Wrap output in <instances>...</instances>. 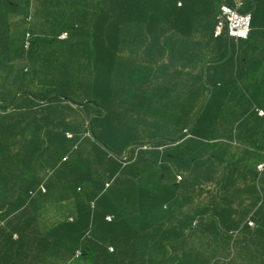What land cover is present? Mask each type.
<instances>
[{
    "label": "trees",
    "instance_id": "obj_1",
    "mask_svg": "<svg viewBox=\"0 0 264 264\" xmlns=\"http://www.w3.org/2000/svg\"><path fill=\"white\" fill-rule=\"evenodd\" d=\"M16 1L0 0V264H198L211 240L204 264L240 243L262 264L259 99L236 78L202 112L228 59L201 55L230 0H41L55 22L15 32L22 45Z\"/></svg>",
    "mask_w": 264,
    "mask_h": 264
},
{
    "label": "crops",
    "instance_id": "obj_2",
    "mask_svg": "<svg viewBox=\"0 0 264 264\" xmlns=\"http://www.w3.org/2000/svg\"><path fill=\"white\" fill-rule=\"evenodd\" d=\"M158 15H155L153 18L155 19ZM252 31L250 34L249 39L247 41H244L240 43L235 48V54L236 56H231L228 58V61L224 64H220L217 66H213V69L211 71L215 92L218 88L219 92H227L223 94L224 96L231 97L233 93H231V82L235 80V77L233 76L234 70V64L236 62H239L242 66H244V70H239L235 76L236 78L242 79L245 84H249L251 86H248L249 97L258 98L259 99V107L264 111V10L258 12L255 17H253L252 14ZM8 24L10 25V21L7 20ZM203 24L207 23V29L205 28V31L203 32L204 35L210 36L213 33V21L207 20L201 21ZM47 23H50L52 25V21H47ZM11 26V25H10ZM11 29L7 32L10 39L13 38V36L16 34L15 32L22 31L21 29L17 30V28H14L11 26ZM95 30V28H94ZM91 27L85 32V36L82 39V42L87 45L89 41V33L91 32ZM5 35V33L3 32ZM6 37V35H5ZM21 35L17 33L13 40L16 39L18 41L17 45H22L21 42L23 41ZM223 41H217L215 36H210L207 43L205 45H208L204 54L201 55V58H215L218 59L221 56H225L227 52L220 54V49L222 48V45H227V39L224 38ZM8 45V44H7ZM212 45V46H210ZM238 59V60H237ZM222 83V86H221ZM252 87L254 91L250 88ZM220 94H218L219 96ZM262 99V100H260ZM198 232V231H197ZM199 234V232H198ZM202 234H204V231H202ZM210 242H214L211 240ZM209 242V244H210ZM264 243V240H263ZM207 245L206 248L200 249L198 252H195L196 258L195 262L198 264H204V258L205 254L209 253L210 245ZM248 250V245L246 243H240L239 251L236 255L237 261L232 262L231 264H247L246 260V251ZM257 257L261 260L262 258L259 257L257 254ZM199 261V262H198ZM209 262V261H208ZM262 264H264V261L262 259Z\"/></svg>",
    "mask_w": 264,
    "mask_h": 264
},
{
    "label": "clouds",
    "instance_id": "obj_3",
    "mask_svg": "<svg viewBox=\"0 0 264 264\" xmlns=\"http://www.w3.org/2000/svg\"><path fill=\"white\" fill-rule=\"evenodd\" d=\"M17 6L14 4V10H6L9 14L8 20L10 21V25L14 28H17V30L21 29V30H31L33 29L34 31L36 30H42V29H46L49 26H51L50 23H47V21H52V24L55 22L53 15H54V9H58V7H54V4H52L51 6H53L52 8L48 9L49 12H51L50 16H47L45 19H43L41 17V13L44 9H41L42 6V1L41 0H17ZM49 3L52 2V0H48ZM56 2V1H55ZM223 6H229L231 8H233L237 14L241 15V16H248L249 17V29L247 31L246 35H242V36H237L233 33H231L228 23L226 21V18L222 15V7ZM243 7V3L242 0H230V3H226L223 2L218 6L217 12H218V16H217V24L215 27V31H214V36L215 38L217 37H221V36H225L224 38L227 39V45L229 46L227 53L225 56H221L220 58H224L227 57V59L231 56L234 57L236 56L235 54V48L242 42L247 41V39H249L250 34H251V29H252V13L251 12H241V8ZM222 24V26L220 25ZM218 27H221L218 28ZM33 37L31 35L30 32L27 33L26 35V40H27V47L29 46V40L30 38ZM59 38L61 40H66L68 38V33L67 32H63ZM236 79V76L233 75ZM222 86V83H221ZM215 93V87L214 85L211 87L210 89V93H209V99L207 101V103L204 105L203 111H205L212 95H214ZM21 96V95H19ZM235 96V94L231 95ZM254 111L256 113V115L259 118H264V111L259 107V106H254ZM261 133L260 136L264 135V125L262 127H260V129H258ZM264 137V136H262ZM125 153V152H124ZM127 156H128V151H127ZM123 157V156H122ZM127 158V157H126ZM125 160V159H123ZM261 166V167H260ZM260 167V169H259ZM264 169V163H259L256 167V170L258 172H261ZM181 180V178H179ZM41 190L43 192H46V189L41 186ZM110 218V220L108 219ZM112 216H108L107 220L108 221H112ZM197 225V223L194 224V226ZM248 225L250 227H254V223L249 221ZM203 229V228H202ZM198 231V230H197ZM204 231V230H202ZM206 231H204V234H206ZM18 235L15 234L14 235V239H17ZM194 243V242H191ZM208 244H206V246L204 248L207 247ZM111 252H113L114 250L111 248L110 249ZM80 255V253H79Z\"/></svg>",
    "mask_w": 264,
    "mask_h": 264
},
{
    "label": "built area",
    "instance_id": "obj_4",
    "mask_svg": "<svg viewBox=\"0 0 264 264\" xmlns=\"http://www.w3.org/2000/svg\"><path fill=\"white\" fill-rule=\"evenodd\" d=\"M222 15L226 18L231 33L237 36H242L247 34V31L249 29L248 16H241L237 14V12L229 6L222 7ZM220 25L222 26V24ZM218 28L221 29V27ZM108 219L110 220V218Z\"/></svg>",
    "mask_w": 264,
    "mask_h": 264
},
{
    "label": "water",
    "instance_id": "obj_5",
    "mask_svg": "<svg viewBox=\"0 0 264 264\" xmlns=\"http://www.w3.org/2000/svg\"><path fill=\"white\" fill-rule=\"evenodd\" d=\"M128 149H129V148H128ZM128 149L125 151V153H124V155H123L122 159H126V157H127V151H128Z\"/></svg>",
    "mask_w": 264,
    "mask_h": 264
},
{
    "label": "rangeland",
    "instance_id": "obj_6",
    "mask_svg": "<svg viewBox=\"0 0 264 264\" xmlns=\"http://www.w3.org/2000/svg\"><path fill=\"white\" fill-rule=\"evenodd\" d=\"M35 38V37H34Z\"/></svg>",
    "mask_w": 264,
    "mask_h": 264
}]
</instances>
